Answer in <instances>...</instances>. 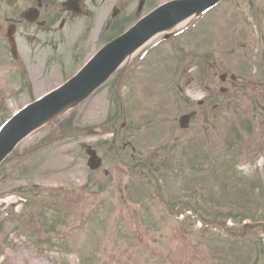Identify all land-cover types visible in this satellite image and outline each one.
<instances>
[{
	"label": "rangeland",
	"instance_id": "obj_1",
	"mask_svg": "<svg viewBox=\"0 0 264 264\" xmlns=\"http://www.w3.org/2000/svg\"><path fill=\"white\" fill-rule=\"evenodd\" d=\"M166 1L146 0L140 15ZM140 2L98 0L92 20L61 32L23 25L18 62L3 27L0 125L128 29ZM117 3L126 14L104 19ZM167 32L126 60L121 74L131 75L65 109L0 165V264H264L261 232L242 234L264 223V0H224ZM225 74L236 81L222 84ZM190 111L198 116L181 131ZM123 121L121 163L109 142ZM99 127L111 134L38 148L58 128ZM86 145L103 159L95 172ZM137 162L156 179L131 170Z\"/></svg>",
	"mask_w": 264,
	"mask_h": 264
},
{
	"label": "water",
	"instance_id": "obj_2",
	"mask_svg": "<svg viewBox=\"0 0 264 264\" xmlns=\"http://www.w3.org/2000/svg\"><path fill=\"white\" fill-rule=\"evenodd\" d=\"M219 1L221 0L170 2L156 9L124 35L107 44L74 78L46 97L22 109L2 128L0 131V162L32 131L52 120L67 107L84 100L115 72L128 55L149 38L170 29L192 15L203 13ZM9 38L13 42L12 37ZM11 55L17 59L14 44H12ZM192 116L194 113L182 116L179 120L180 127L185 128ZM93 133L95 131H82L66 136L72 138ZM89 164L95 168L99 164V160L93 156Z\"/></svg>",
	"mask_w": 264,
	"mask_h": 264
},
{
	"label": "flooded vegetation",
	"instance_id": "obj_3",
	"mask_svg": "<svg viewBox=\"0 0 264 264\" xmlns=\"http://www.w3.org/2000/svg\"><path fill=\"white\" fill-rule=\"evenodd\" d=\"M98 0H79L76 4H69V0H0V22L6 25V28H13L14 32L23 25L38 27V28H48V31L53 30L57 32L54 28L57 24L58 29L62 30L67 25L73 21L88 20L94 18L95 12L93 8L96 7V2ZM142 5L137 7L133 6V9L128 14V18H132L131 15L134 14V18H141L140 12L141 8L146 3V0H141ZM74 6V7H73ZM136 8V11L134 10ZM115 15L110 11V17L115 16L120 17L125 13V8H115ZM25 17L21 16L25 14ZM104 19L109 15V11L104 10ZM122 17V16H121ZM125 17V16H124ZM120 79H117L118 82ZM119 94V92H117ZM120 98V96H118ZM114 127L113 125L111 126ZM125 124L121 125V131H123ZM106 130L103 129V133ZM117 135V130L114 131Z\"/></svg>",
	"mask_w": 264,
	"mask_h": 264
},
{
	"label": "bare ground",
	"instance_id": "obj_4",
	"mask_svg": "<svg viewBox=\"0 0 264 264\" xmlns=\"http://www.w3.org/2000/svg\"><path fill=\"white\" fill-rule=\"evenodd\" d=\"M151 42V40L150 41H148V43L147 44H149Z\"/></svg>",
	"mask_w": 264,
	"mask_h": 264
}]
</instances>
